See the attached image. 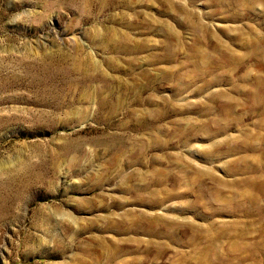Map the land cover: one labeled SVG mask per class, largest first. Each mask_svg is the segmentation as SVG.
<instances>
[{"label":"rangeland","instance_id":"374dc122","mask_svg":"<svg viewBox=\"0 0 264 264\" xmlns=\"http://www.w3.org/2000/svg\"><path fill=\"white\" fill-rule=\"evenodd\" d=\"M0 264H264V0H0Z\"/></svg>","mask_w":264,"mask_h":264}]
</instances>
